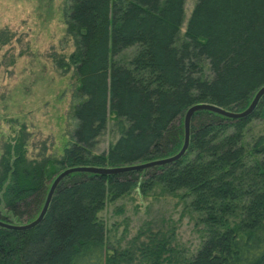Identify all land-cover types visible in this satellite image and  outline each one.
<instances>
[{"label": "trees", "instance_id": "obj_1", "mask_svg": "<svg viewBox=\"0 0 264 264\" xmlns=\"http://www.w3.org/2000/svg\"><path fill=\"white\" fill-rule=\"evenodd\" d=\"M66 0L65 34L74 51L71 142L59 158L27 156L20 133L0 154V220L24 224L41 211L53 179L77 166L121 167L176 154L183 116L195 104L242 111L264 85V0ZM15 33L0 28V51ZM13 63V61H11ZM182 119V124H178ZM112 120L117 136L95 153ZM264 120L256 111L231 120L194 114L190 143L177 162L116 176L75 173L55 190L44 220L15 232L0 228V264H264ZM183 203L200 227L184 251L157 231L113 247L99 214L137 193Z\"/></svg>", "mask_w": 264, "mask_h": 264}, {"label": "rangeland", "instance_id": "obj_2", "mask_svg": "<svg viewBox=\"0 0 264 264\" xmlns=\"http://www.w3.org/2000/svg\"><path fill=\"white\" fill-rule=\"evenodd\" d=\"M196 0H186L181 34ZM66 0H0V28L15 33L0 51V154L5 143L24 133L27 156L59 158L71 142L74 121L69 118L75 87L73 68H61L57 57H68L73 41L65 34ZM13 61V63H11ZM112 120L98 139L95 153L105 152L117 136ZM178 124H182V119ZM250 135L264 134V120L249 125ZM137 193L106 205L99 214L111 231L113 247H125L139 231L172 234V244L194 252L200 227L179 200Z\"/></svg>", "mask_w": 264, "mask_h": 264}, {"label": "water", "instance_id": "obj_3", "mask_svg": "<svg viewBox=\"0 0 264 264\" xmlns=\"http://www.w3.org/2000/svg\"><path fill=\"white\" fill-rule=\"evenodd\" d=\"M264 98V85L257 90L255 95L253 96L251 102L249 105L243 109L242 111L236 112V111H230L215 105L211 104H195L190 106L184 113L183 116V129H184V138H183V145L181 149L174 155L159 159L150 161L147 163L142 164H134V165H128V166H121V167H92V166H77L72 168H67L63 171H61L52 181L45 202L43 204V207L41 211L39 212L38 216L32 220L31 222L24 223V224H10L6 223L0 220V228L10 230V231H27L31 230L35 227H37L45 218L51 201L53 194L57 187L59 186L60 182L65 179L66 177L75 174V173H87V174H94L99 176H116L121 174H127L132 172H138L154 167L159 166H165L172 163H175L179 161L187 152V149L189 147L190 143V128H191V122L192 118L195 113L200 111H207L214 114H217L221 117L231 119V120H242L249 116H251L256 109L258 108L260 102Z\"/></svg>", "mask_w": 264, "mask_h": 264}, {"label": "bare ground", "instance_id": "obj_4", "mask_svg": "<svg viewBox=\"0 0 264 264\" xmlns=\"http://www.w3.org/2000/svg\"><path fill=\"white\" fill-rule=\"evenodd\" d=\"M28 231V230H27ZM15 232H19V231H15ZM20 232H24V231H20Z\"/></svg>", "mask_w": 264, "mask_h": 264}]
</instances>
